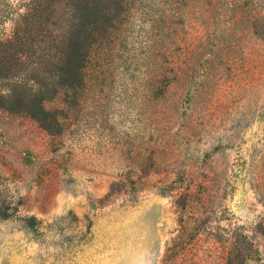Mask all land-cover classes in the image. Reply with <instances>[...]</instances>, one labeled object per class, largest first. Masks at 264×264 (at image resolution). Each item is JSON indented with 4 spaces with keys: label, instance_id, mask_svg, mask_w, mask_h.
Listing matches in <instances>:
<instances>
[{
    "label": "rangeland",
    "instance_id": "obj_1",
    "mask_svg": "<svg viewBox=\"0 0 264 264\" xmlns=\"http://www.w3.org/2000/svg\"><path fill=\"white\" fill-rule=\"evenodd\" d=\"M149 1L94 45L60 133L0 110V264H160L188 187L264 264V0ZM200 238L194 264H228Z\"/></svg>",
    "mask_w": 264,
    "mask_h": 264
},
{
    "label": "trees",
    "instance_id": "obj_2",
    "mask_svg": "<svg viewBox=\"0 0 264 264\" xmlns=\"http://www.w3.org/2000/svg\"><path fill=\"white\" fill-rule=\"evenodd\" d=\"M205 1L211 7H239L238 0ZM150 6L152 0L146 9ZM126 7L127 0H21L6 5L2 20L10 28L0 36V110L29 117L47 133H60L71 98L83 86L94 45L121 21ZM53 101L57 105L48 107ZM197 198L190 187L174 193L180 217L160 264H194L187 254L201 235L222 245L228 264L239 262L245 257L239 237L252 246L250 236L206 227L213 213L201 211L204 200Z\"/></svg>",
    "mask_w": 264,
    "mask_h": 264
}]
</instances>
